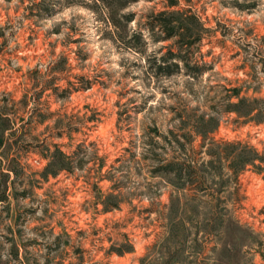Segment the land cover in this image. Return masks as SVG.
Returning a JSON list of instances; mask_svg holds the SVG:
<instances>
[{
    "label": "rangeland",
    "instance_id": "1",
    "mask_svg": "<svg viewBox=\"0 0 264 264\" xmlns=\"http://www.w3.org/2000/svg\"><path fill=\"white\" fill-rule=\"evenodd\" d=\"M0 264H264V0H0Z\"/></svg>",
    "mask_w": 264,
    "mask_h": 264
},
{
    "label": "trees",
    "instance_id": "2",
    "mask_svg": "<svg viewBox=\"0 0 264 264\" xmlns=\"http://www.w3.org/2000/svg\"><path fill=\"white\" fill-rule=\"evenodd\" d=\"M170 5H171V7H174V6H176V4L177 3H175L174 1H171L170 3H169ZM179 58H181V61L182 62H187V61H185V58L184 57H179ZM178 66V65H177ZM234 93H235V95L237 96V98L239 97V91L238 90H234ZM243 101L242 100H240L238 103H232V105H231V109H232V111L233 112H236L237 114H241V112L239 111V109H238V105H239V103H242ZM231 111V112H232ZM255 160L256 159H253L252 160V163L254 164V162H255ZM251 162V161H250Z\"/></svg>",
    "mask_w": 264,
    "mask_h": 264
}]
</instances>
